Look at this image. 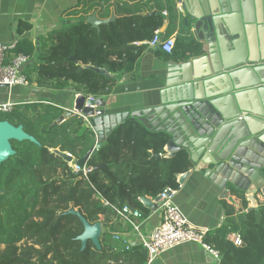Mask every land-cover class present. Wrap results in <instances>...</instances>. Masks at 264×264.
Here are the masks:
<instances>
[{
    "label": "trees",
    "instance_id": "obj_1",
    "mask_svg": "<svg viewBox=\"0 0 264 264\" xmlns=\"http://www.w3.org/2000/svg\"><path fill=\"white\" fill-rule=\"evenodd\" d=\"M93 12L100 19H114L97 31L86 21ZM68 14L76 20L40 36L39 50L27 36L17 41L15 53L30 57L23 69L29 85L104 95L120 76L134 70L144 41L165 21L162 37L170 36L171 22L177 18L173 0H78ZM30 29L20 20L16 33ZM41 105L23 103L0 112V119L22 125L41 144L11 140L16 152L0 164V264H147L141 244L129 241L126 248L114 241V206L128 204L147 215L150 208L140 198L154 199L167 187L176 189L177 176L192 167L188 151L168 156L169 135L151 132L129 117L80 166H85V178L81 169L74 170L50 149L80 159L95 144L92 131L76 116L51 125L64 111ZM236 196L241 207L222 202L225 220L204 241L221 253L220 264H264V201L248 209L244 193ZM70 206L92 223L103 216L100 249L91 241L81 249L76 236L83 225L76 216L63 213ZM232 233L239 235V246L230 239Z\"/></svg>",
    "mask_w": 264,
    "mask_h": 264
},
{
    "label": "water",
    "instance_id": "obj_2",
    "mask_svg": "<svg viewBox=\"0 0 264 264\" xmlns=\"http://www.w3.org/2000/svg\"><path fill=\"white\" fill-rule=\"evenodd\" d=\"M173 1L181 5L182 12L177 13L193 38L183 55L165 62L153 105L131 112H102L93 117L98 142L80 159L58 148L52 151L68 163L81 166L113 129L129 117L136 118L151 132L169 135L165 146L168 156L186 149L193 168L213 180L224 198L234 204L233 195L237 197L236 193L243 192L248 209L256 207V195H264V0ZM113 19L114 15L100 19L93 12L86 21L99 31L101 24ZM165 26L166 21L160 28V37ZM35 46L39 50V38ZM74 103L75 109L93 114L91 107L84 106L82 94ZM95 103L101 107L102 98ZM69 116L72 112L68 111L51 125ZM11 140L41 145L22 125L0 119V164L16 152ZM186 176L187 172L182 174L179 183ZM158 198L140 200L144 206L155 209ZM63 213L76 216L82 223L83 231L76 236L81 249L87 241L101 248L104 230L100 220L89 222L73 206Z\"/></svg>",
    "mask_w": 264,
    "mask_h": 264
},
{
    "label": "crops",
    "instance_id": "obj_3",
    "mask_svg": "<svg viewBox=\"0 0 264 264\" xmlns=\"http://www.w3.org/2000/svg\"><path fill=\"white\" fill-rule=\"evenodd\" d=\"M77 2L78 0H0V42L16 39V26L21 20L29 23L31 29L20 36H27L35 43L36 38L46 36L52 29L58 28L68 21H75V18L68 17V12L74 9ZM171 23L174 29L170 36L175 39L172 53H161L157 48H150L146 45L136 61L134 70L120 76L112 85L111 90L100 96L103 100V105L100 107L103 113L131 112L153 105L154 97L158 96L159 82L164 72L165 62L183 55L189 49L193 38L186 33L183 17L180 14L177 13L176 20H172ZM139 44L140 42L135 45ZM125 76H130V78L124 79ZM69 94L66 90L52 91L39 88L35 84L28 87H14L11 90L0 87V101H4L8 97L38 99L70 107L73 104V97ZM193 167L194 164L188 170L180 188L173 193V201L189 221L207 227L208 234L213 235L225 220L222 202L239 209L241 200L233 195L235 202L233 204L224 198L225 196L218 185L209 179L203 171H196ZM256 198L259 203L264 201L262 193H258ZM151 200L153 199L151 198ZM102 219L103 216H100L99 220L102 221ZM159 220L160 210L156 204L155 209L150 208L149 213L143 216L142 230L149 232ZM111 224L114 226L113 234L121 235L131 244L136 245L135 234L128 225L115 218ZM102 230H104L103 225ZM149 264H218V262L200 243L187 241L163 251Z\"/></svg>",
    "mask_w": 264,
    "mask_h": 264
},
{
    "label": "built area",
    "instance_id": "obj_4",
    "mask_svg": "<svg viewBox=\"0 0 264 264\" xmlns=\"http://www.w3.org/2000/svg\"><path fill=\"white\" fill-rule=\"evenodd\" d=\"M177 11L182 12L181 5L178 4ZM165 14V12H164ZM160 29H156L153 37L147 40L145 44L147 47L156 48L159 46L164 53L171 54L175 46V39L173 36H168L166 38L160 37ZM22 38L17 34L15 40L8 42H0V84H3L8 90L14 87H28L29 83L27 77L23 71L26 64L29 62L30 57L22 52L15 53L17 47V41ZM139 42H135L138 44ZM73 92V104L70 107H66L60 104H55L49 101H42L38 99H19L8 97L4 101H0V112H8L14 106L23 103H40L44 102L46 104H52L56 107L61 108L65 114L66 112H72V116L81 118L86 126L92 131L95 144L98 142V133L95 129V125L92 123V118L101 115L102 111L100 107L95 103L100 96L74 91ZM82 94L84 96V106H89L93 109L92 115H86L82 110L75 109V98ZM90 100L93 103L87 104ZM94 144V145H95ZM74 170L81 169L83 171L84 177L87 178L85 173V166L82 168L75 163H69ZM182 174L177 176L178 178ZM181 183H179L176 189L170 187L165 188L161 193L158 194V200L155 202L158 209L160 210V220L158 223L150 230L146 232L141 228V220L143 218L142 212L137 208H132L128 204H123L121 206H114L115 219H120L126 225L130 227L132 232L135 234L136 241L141 244L147 250V264L151 263L160 253L170 249L176 245H179L187 241H195L200 243L203 248L218 262L221 260V253L215 249L211 244L204 241L205 236L209 233V229L204 226L196 225L188 220L184 213L173 201V193L180 188ZM169 192V193H168ZM108 204L107 201H104ZM113 238L117 241L122 242V244L128 248V240L123 238L121 235L114 234ZM230 239L236 246L241 244V239L237 234H231Z\"/></svg>",
    "mask_w": 264,
    "mask_h": 264
},
{
    "label": "rangeland",
    "instance_id": "obj_5",
    "mask_svg": "<svg viewBox=\"0 0 264 264\" xmlns=\"http://www.w3.org/2000/svg\"><path fill=\"white\" fill-rule=\"evenodd\" d=\"M66 91H68L70 94V96H72L73 95V92H72V90L69 88V89H66ZM38 98H41L40 96H37ZM31 98H32V96H31ZM44 105V104H43ZM39 106L41 107L42 105H41V102L39 103ZM50 150H53L52 148L50 149ZM69 164V163H68ZM70 165V164H69ZM3 248V246H0V249H2Z\"/></svg>",
    "mask_w": 264,
    "mask_h": 264
}]
</instances>
